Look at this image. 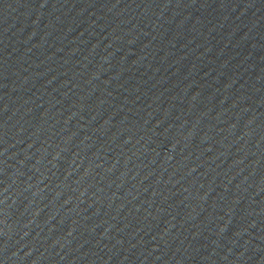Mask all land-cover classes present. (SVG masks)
<instances>
[{"label": "water", "instance_id": "1", "mask_svg": "<svg viewBox=\"0 0 264 264\" xmlns=\"http://www.w3.org/2000/svg\"><path fill=\"white\" fill-rule=\"evenodd\" d=\"M264 189V0H0V264H230Z\"/></svg>", "mask_w": 264, "mask_h": 264}]
</instances>
